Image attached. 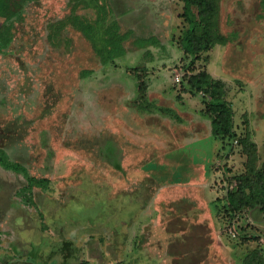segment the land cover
Returning a JSON list of instances; mask_svg holds the SVG:
<instances>
[{
    "label": "rangeland",
    "instance_id": "obj_1",
    "mask_svg": "<svg viewBox=\"0 0 264 264\" xmlns=\"http://www.w3.org/2000/svg\"><path fill=\"white\" fill-rule=\"evenodd\" d=\"M12 5L11 22L3 26L0 17V135L15 136L12 152L22 158L29 154L28 145L42 155L31 168L49 174L47 194L58 203L69 201L66 214L73 216L72 205L81 216L97 214V228L106 225L108 232L100 236L102 244L118 228L134 252L151 240L144 223L132 217L134 211L156 206L160 212L153 199L147 203L148 189L178 182L184 192L172 196L195 204L194 216H187L190 226L203 217L195 202L207 203L214 233L221 244L237 250L238 264H264V212L248 208L234 219L220 211L224 199L217 200L226 188L237 189L254 154L256 168L264 170V0H218V31L226 43L215 44L192 66L227 84L234 130L243 141L225 149L210 131L205 136L190 131L179 140L157 126L142 127L146 121L160 125L155 117L142 122L148 113L144 106L157 97L154 103L169 107L166 99H175L170 94L182 83H175V74L190 63L180 46L189 28L183 0H12ZM162 84L163 98L155 89ZM72 167L74 173L66 175ZM72 185L76 188L69 194ZM126 202L130 205L121 215ZM69 222L66 232L79 229L80 224ZM113 223L116 227L108 229ZM156 225L162 237V224ZM95 257L96 264H116L100 253ZM235 262L234 254L229 264Z\"/></svg>",
    "mask_w": 264,
    "mask_h": 264
},
{
    "label": "crops",
    "instance_id": "obj_2",
    "mask_svg": "<svg viewBox=\"0 0 264 264\" xmlns=\"http://www.w3.org/2000/svg\"><path fill=\"white\" fill-rule=\"evenodd\" d=\"M162 85L161 88L157 86L155 89L163 98L166 87L164 84ZM179 87L170 94L175 96V99H166L167 102L168 100L170 102L169 107L154 103L153 101L157 97L152 100V104L144 106L148 108L146 110L148 113L144 114L142 122L154 117L160 118L161 122L159 125L157 121H153L151 124L146 121L147 123L142 125L143 129L157 126L169 137L179 138V140L189 137L190 131L196 132L198 135L203 134V136L208 135L210 131L211 137L219 140L213 135L211 119L204 113L202 95H193L181 86ZM151 92L153 95L155 94L153 89ZM149 93L150 91L148 96ZM160 96L158 97L160 98ZM207 117L210 121L209 127ZM121 120L124 121V119ZM126 122L124 121L128 126L129 124ZM28 123L32 124V122ZM12 128L15 133L19 129L17 125H13ZM30 131L31 128L28 129V132ZM13 139L15 140V136L1 134L0 149L6 152L10 160L27 168L28 175L37 178V181L31 186L23 173L7 170L0 165V264H48L53 262L57 264H96L99 259H96L95 255L99 253L103 259L112 260L116 264H229L235 254V264H238L237 250L226 244H221L219 235L216 236L214 233L215 227L209 222L212 214L208 210L207 203L200 200L195 202L200 205L197 208L203 215L201 223L198 222L200 219L192 226L187 222V216H194L192 210H194L195 204L184 202L182 200L185 199L184 197L181 200L180 197H173L184 192L185 186L176 185L178 182H172L175 186L161 184L163 190H160V187L159 191H156L153 185L148 189L150 192L147 193V203L151 205L153 199L154 205L158 204L159 207H162L160 212L156 206L155 210H151L149 207V210L142 213L134 211L132 217L134 216L136 220L144 223L149 231L151 240L145 244V247L135 246L133 252L127 245V234L120 236L121 232L115 228L114 223L109 224L108 229L114 226L118 234L114 230V235L107 236L108 240L106 239L105 244H102L104 242L101 237L108 232L106 225L102 230L97 228L98 222L101 223L96 220L97 214L92 216L88 213L81 216L77 206L72 205L74 214L73 216L67 215L69 201L58 203L60 200L47 194L48 190L45 186L52 180L46 176L49 174L38 175L41 174L39 173L41 168H31L33 162L36 163L37 158L41 159L42 155L35 154V150L33 151L28 145L30 147L29 154L25 158L20 157L17 151L12 152L11 142ZM111 156L112 154L109 153V158ZM75 169L74 167L70 168V173H66V175H72ZM44 170L46 171V169ZM199 171L197 172L202 174V170ZM63 176L64 174L61 177ZM73 185L67 187V190H70L69 194L76 188ZM214 186L216 187V185ZM217 188L219 189V187ZM87 189L82 190L86 192ZM60 190H62L61 193L66 191L63 187ZM167 193L170 197H166ZM221 197L218 199L220 200ZM71 200H74V197ZM132 201L131 203H134L137 199ZM128 204V202L124 203L123 208L118 211L121 215L126 213L124 207H127ZM87 205H90L89 199L84 207H88ZM165 205H169L167 212ZM131 207H133V211L135 204H132ZM155 216H159V220H154ZM68 219L72 223L80 224L79 229L71 227L72 229L66 232L64 224H70ZM156 224H162L160 226L164 231L162 237L156 235L158 233ZM202 226L205 231L200 233L199 227L202 228ZM186 229H189L188 234L183 233V230ZM193 229L199 233L195 235ZM97 235L99 239L96 241ZM159 238L161 242L157 244L156 241H159ZM142 250L145 251V254H150L151 257L145 258ZM166 253L168 259L165 260L164 257V260L161 261L162 256ZM154 258H157L156 263L151 262Z\"/></svg>",
    "mask_w": 264,
    "mask_h": 264
},
{
    "label": "trees",
    "instance_id": "obj_3",
    "mask_svg": "<svg viewBox=\"0 0 264 264\" xmlns=\"http://www.w3.org/2000/svg\"><path fill=\"white\" fill-rule=\"evenodd\" d=\"M183 1L185 2L184 16L189 28L180 39V46L185 56L190 59V63L186 64L187 67L183 71L184 79L179 84L181 83V87L193 95H202L204 113L211 119L213 135L223 142L225 149L231 143L243 141V138L237 139L234 130V113L227 100V84L225 80L213 78L205 69L195 72L192 69L196 61L201 59L203 53L210 51L215 44L226 43L225 38L218 31V0ZM12 6V0H0V11L3 12H0V17L4 19L3 26L10 23L16 14ZM5 41L7 46L10 42L8 35ZM189 71L192 72L189 74ZM256 161L254 154L248 162L247 173L237 179V189L226 188V193L221 197L224 199V205L220 211H229L234 219L239 212L248 208H258L264 212V170L256 168ZM0 165L7 170L23 173L31 186L37 181V178L28 175L22 165L10 160L2 149H0ZM254 253L252 252L251 255L254 256ZM244 264L254 263L246 262Z\"/></svg>",
    "mask_w": 264,
    "mask_h": 264
},
{
    "label": "built area",
    "instance_id": "obj_4",
    "mask_svg": "<svg viewBox=\"0 0 264 264\" xmlns=\"http://www.w3.org/2000/svg\"><path fill=\"white\" fill-rule=\"evenodd\" d=\"M183 76H184V72L183 70H178L175 74V77H174V80L175 82L179 83L182 81L183 79ZM234 235V234H233ZM235 236V235H234Z\"/></svg>",
    "mask_w": 264,
    "mask_h": 264
}]
</instances>
